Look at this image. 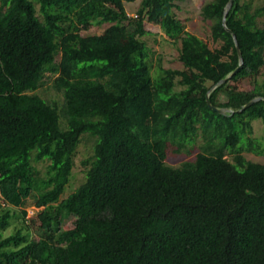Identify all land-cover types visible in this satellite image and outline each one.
I'll return each mask as SVG.
<instances>
[{"label":"trees","instance_id":"16d2710c","mask_svg":"<svg viewBox=\"0 0 264 264\" xmlns=\"http://www.w3.org/2000/svg\"><path fill=\"white\" fill-rule=\"evenodd\" d=\"M136 1L0 0V264H264V165L225 152L254 120L264 124V100L240 112L264 98V4L234 0L228 12L243 58L235 72L223 24L230 0L202 8L215 49L184 31L175 14L183 0H141L130 16L125 3ZM146 23L181 43L184 69L167 70L171 81L149 73ZM248 78L253 89L239 90ZM51 79L62 106L38 94ZM208 97L229 112L213 111ZM200 129L222 148L167 165L168 138L188 141ZM85 135L95 139L86 179L63 199ZM30 201L43 208L38 239L25 225L35 224Z\"/></svg>","mask_w":264,"mask_h":264},{"label":"rangeland","instance_id":"374dc122","mask_svg":"<svg viewBox=\"0 0 264 264\" xmlns=\"http://www.w3.org/2000/svg\"><path fill=\"white\" fill-rule=\"evenodd\" d=\"M212 0H183L177 2L179 9H175L177 19L181 21L184 26V31L193 34L204 42H206L211 49L219 48V43L213 41L211 35V22L204 20L202 16V8L204 5ZM253 7H259L264 4V0H252ZM141 5V0H137L134 3H125V8L130 16H134ZM261 27H264V17L258 20ZM109 25L94 26L88 31H82V35L89 34H102ZM146 29L149 34L143 38L147 47V56L145 57V63L148 66V70L152 78L161 77L166 81H171L170 76L166 73L167 70H183L184 66L179 61V53L181 43L168 37L158 25L146 23ZM259 81H264V68L261 70L260 76L257 78ZM177 83V80L174 81ZM254 79H245L236 83V87L239 90L249 91L253 89ZM180 87H177L179 90ZM38 94L49 102H57L59 106L63 104V97L58 93L52 85V79L38 91ZM253 132L241 137L239 145L235 149H226V158L233 162L234 156L240 152L244 157L252 162L260 163L264 165V156L257 155L251 147V142L264 148V124L262 120L257 119L252 122ZM168 142V157L166 164L177 168L187 161H193L199 153L212 154L218 149L222 148V142L219 137L214 136L207 130L200 129L196 136L188 141H178L177 139L170 137ZM95 139L85 135L82 138L81 144L78 147L77 156L75 158V167L73 169V177L70 185L67 188L63 199L70 193L77 189L86 179V168L83 166V161L90 158L94 154ZM48 162L40 163L39 168L44 170L48 165ZM28 212L26 220H35V224L25 223L29 225L32 230L33 237L38 239V226L40 222L37 221V216L43 208H37L32 201L25 208ZM20 219L12 222L11 227L5 232V236H10L15 227L20 226L22 222V215L18 213ZM99 220H108L110 218V212L105 211L98 215ZM73 227V218L69 219L63 225V229L67 230Z\"/></svg>","mask_w":264,"mask_h":264},{"label":"water","instance_id":"95a60500","mask_svg":"<svg viewBox=\"0 0 264 264\" xmlns=\"http://www.w3.org/2000/svg\"><path fill=\"white\" fill-rule=\"evenodd\" d=\"M233 3H234V0H230L229 3H228V5H227V7H226V9H225L223 24H224L225 29H226L229 33L232 34V36H233V38H234V41H235V44H236V48H237L238 54H239V58H240V66H239V68L235 71V72H237V71H238L240 68H242V66H243L242 53H241V51H240V48H239V45H238V42H237V39H236L235 34H234L232 31H230V30L227 28V26H226V18H227L228 12L230 11V9H231ZM235 72H234L230 77H228L227 79L221 81V82L219 83V85L224 84L228 79H230V78L235 74ZM216 87H217V86H215L212 90H214ZM212 90H211V91H212ZM262 100H264V98L259 97V98H256V99L250 101L246 106H244V107L240 110V112L246 110L247 108L251 107L253 104H255V103L259 102V101H262ZM207 103H208L209 108H211L213 111H215V112H217V113H219V114H226L227 112H229V110H227V109H218L217 107L213 106V105L211 104L210 100H209V97L207 98Z\"/></svg>","mask_w":264,"mask_h":264}]
</instances>
